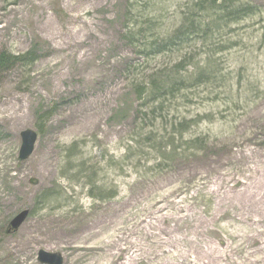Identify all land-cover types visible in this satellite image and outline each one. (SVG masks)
I'll list each match as a JSON object with an SVG mask.
<instances>
[{
    "label": "rangeland",
    "instance_id": "374dc122",
    "mask_svg": "<svg viewBox=\"0 0 264 264\" xmlns=\"http://www.w3.org/2000/svg\"><path fill=\"white\" fill-rule=\"evenodd\" d=\"M193 1L0 0V55L37 58L0 68V264H43L41 249L63 264H156L170 232L181 264L210 247L264 264V239L233 234L264 212V0L206 46L148 56L127 38L177 31ZM191 51L215 60L214 83L145 116L135 79ZM25 129L39 138L21 160ZM173 131L178 153L163 157Z\"/></svg>",
    "mask_w": 264,
    "mask_h": 264
},
{
    "label": "trees",
    "instance_id": "16d2710c",
    "mask_svg": "<svg viewBox=\"0 0 264 264\" xmlns=\"http://www.w3.org/2000/svg\"><path fill=\"white\" fill-rule=\"evenodd\" d=\"M136 5L137 3L134 4V6ZM256 12H258L257 8L248 0H194L177 31L169 33L163 38L149 39L146 29H142L139 32H131L127 38L132 43L142 42V45H138V47L141 52L148 56H154L156 53L163 54L168 51H179L180 48L185 47L184 44L190 46L195 41L203 42L206 46L208 40L217 30H222L228 24L243 20L246 17L256 16ZM202 58H204L203 62ZM36 59L33 53L21 55L2 53L0 55V68H7L10 62L27 64ZM216 78L215 60L208 53L200 54L191 51L183 56L172 69L168 71L161 69L151 74L149 79H144L141 82H137L135 79L133 87L138 97L144 101V105L151 108L145 116L152 114L155 117L164 105L170 107V103L173 101L185 99V94L195 93L203 87L208 88ZM175 135L173 131L166 136L170 151L164 152L163 149H155L161 152L163 157L172 158L177 155L178 147L175 146Z\"/></svg>",
    "mask_w": 264,
    "mask_h": 264
},
{
    "label": "bare ground",
    "instance_id": "6f19581e",
    "mask_svg": "<svg viewBox=\"0 0 264 264\" xmlns=\"http://www.w3.org/2000/svg\"><path fill=\"white\" fill-rule=\"evenodd\" d=\"M259 216L260 218L254 219L253 221H248V222L244 221V223H242L241 225H238L237 229L233 231L234 236H237L241 241V242H238V246L243 245L245 242L252 243L254 245L255 241L257 242V241H260L259 239H264V212L263 211L260 212ZM171 231H173V229H171ZM147 232L152 237L153 236L159 237L158 233H155L153 231L152 232L147 231ZM172 233L173 232H170L169 234H172ZM169 234L167 233L168 238H166L165 242L168 243V245L171 246V248L161 253L156 264H181L185 260L188 261L189 256H187L186 258L182 256L183 253H181L180 250H177L176 242L174 238L169 239ZM205 252L208 256V261L202 262L199 264H226L222 260L226 253L225 251L221 253V252H218V250H216L215 248L210 247V248H207ZM248 255H251V254H248ZM142 257H143L142 254L140 255L134 254L132 255V260H134V258L141 259ZM259 257L261 259L264 258V241L260 242V248H259V251L256 252L255 260H258ZM181 258L183 260H181ZM190 264H197V258L190 259Z\"/></svg>",
    "mask_w": 264,
    "mask_h": 264
},
{
    "label": "water",
    "instance_id": "95a60500",
    "mask_svg": "<svg viewBox=\"0 0 264 264\" xmlns=\"http://www.w3.org/2000/svg\"><path fill=\"white\" fill-rule=\"evenodd\" d=\"M22 136V143H21V149L19 152V158L21 160L27 159L30 155L33 154L36 147V142L39 138V135L37 131L32 129H25L23 132H21ZM30 210H23L16 214V217H14L9 225H8V232H14L17 231L21 227V225L27 220L28 214ZM40 263L43 264H63L64 258L61 253L58 252H48L47 250L41 249L38 253V258Z\"/></svg>",
    "mask_w": 264,
    "mask_h": 264
}]
</instances>
